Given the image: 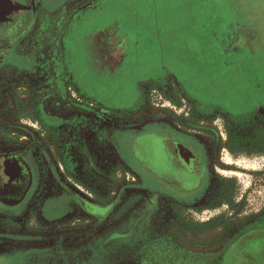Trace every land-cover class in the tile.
Instances as JSON below:
<instances>
[{
  "label": "rangeland",
  "instance_id": "obj_1",
  "mask_svg": "<svg viewBox=\"0 0 264 264\" xmlns=\"http://www.w3.org/2000/svg\"><path fill=\"white\" fill-rule=\"evenodd\" d=\"M46 6L53 21L66 13L65 42L21 44L13 60L21 76L48 60V82L14 84L9 68L0 79V148L30 146L44 187L0 209V264H264V131L254 132L264 130V0ZM156 122L207 146L210 176L194 204L150 203L136 135L127 163L100 141ZM60 183L69 207L57 204Z\"/></svg>",
  "mask_w": 264,
  "mask_h": 264
},
{
  "label": "flooded vegetation",
  "instance_id": "obj_2",
  "mask_svg": "<svg viewBox=\"0 0 264 264\" xmlns=\"http://www.w3.org/2000/svg\"><path fill=\"white\" fill-rule=\"evenodd\" d=\"M46 5L47 0H0V40L11 42L7 45H0V79L1 75L6 72L5 68H9L10 73H14V79H16L14 84L19 80L28 85V88H38L42 81L48 82L49 61L37 70L33 67L34 73L30 72L21 76L17 74L21 63L20 58L17 60L15 57L13 60L14 52L21 44L36 40H46L52 45L55 42H65L64 36L70 27V21L65 19L66 13L60 14L61 16L53 21L49 17L51 11ZM41 48L44 49V43ZM16 60L18 66L14 68ZM43 88L46 89V87ZM117 133L119 135L116 142L113 141L114 131L112 132V129L106 130L105 138H100V141L104 142L106 149L114 148L120 153L123 162L127 163V152L131 144L129 133L137 136L133 140L139 149L142 171L140 174L137 173L138 180L141 189H148L150 203H152L151 198H160L164 195L180 204L197 202L210 176L209 152L202 139L161 122L149 124L147 128L140 131H116L115 135ZM32 151L30 146L28 151L8 147L0 148V209L5 210V213L17 210L25 204L29 196L34 198L40 190L44 189V187L39 189V181L42 177L41 167L26 160V154ZM41 152L48 159L45 147L42 146ZM60 188L62 196L59 197L62 198H58L57 204L64 207L68 203L67 207H69L70 200L64 195L63 183H60ZM55 199V195H48L42 200L39 210L43 219L48 218L46 213L52 208ZM103 209L107 210V207Z\"/></svg>",
  "mask_w": 264,
  "mask_h": 264
},
{
  "label": "trees",
  "instance_id": "obj_3",
  "mask_svg": "<svg viewBox=\"0 0 264 264\" xmlns=\"http://www.w3.org/2000/svg\"><path fill=\"white\" fill-rule=\"evenodd\" d=\"M244 123H245V122H244ZM254 129H255L254 132H255L256 137L259 138V137L263 136V131H264L263 128H260L257 124H255V125H254ZM240 141H241V139L239 140V137H238V136L236 137V139L232 140V144H233V145H236V149H237L238 151H242V150H243V149L241 148V145H242V144H241ZM247 141H250V143H251L252 140H247ZM254 141H255V140H254ZM245 142H246V141H245ZM254 143H255V142H254ZM259 144H260V143H259ZM259 144H258V145H259ZM240 155H241V153L236 154L235 156H236V157H239Z\"/></svg>",
  "mask_w": 264,
  "mask_h": 264
},
{
  "label": "crops",
  "instance_id": "obj_4",
  "mask_svg": "<svg viewBox=\"0 0 264 264\" xmlns=\"http://www.w3.org/2000/svg\"><path fill=\"white\" fill-rule=\"evenodd\" d=\"M46 61H48V60H46ZM35 70V69H34ZM37 70V69H36Z\"/></svg>",
  "mask_w": 264,
  "mask_h": 264
}]
</instances>
